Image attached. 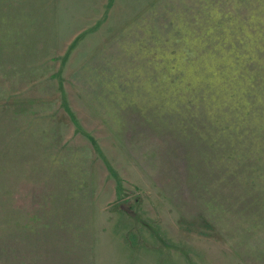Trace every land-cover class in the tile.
Returning <instances> with one entry per match:
<instances>
[{"label":"rangeland","instance_id":"obj_1","mask_svg":"<svg viewBox=\"0 0 264 264\" xmlns=\"http://www.w3.org/2000/svg\"><path fill=\"white\" fill-rule=\"evenodd\" d=\"M0 264H264V0H0Z\"/></svg>","mask_w":264,"mask_h":264}]
</instances>
